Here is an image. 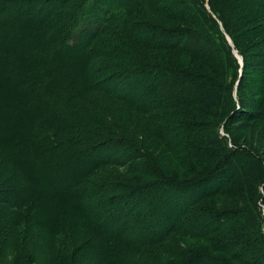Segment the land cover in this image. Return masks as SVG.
I'll return each mask as SVG.
<instances>
[{
	"label": "rangeland",
	"instance_id": "374dc122",
	"mask_svg": "<svg viewBox=\"0 0 264 264\" xmlns=\"http://www.w3.org/2000/svg\"><path fill=\"white\" fill-rule=\"evenodd\" d=\"M47 1L49 0H45L44 3L42 0L16 3L18 9H20L18 4H21V10L24 13V16L18 20L23 24L20 23V27L16 26L21 34L16 35L9 26L6 28L4 26L0 30V41L6 38L7 42L8 40L10 42L20 41L18 47L25 46L26 37H29L25 33L31 35L30 27L37 23L35 20L40 17L39 14L42 10H47ZM50 1L51 8L54 10L59 0ZM248 1V4H243L236 0L237 3L230 6L235 12L236 9L238 10L237 16L231 23L237 21L233 24L235 25L241 22L240 26L242 27L234 33L233 40L228 35H224L218 42L219 46H222V53L227 49L223 56L213 55L215 66L222 69L223 79H227L229 82L217 78L220 84H215L218 89L214 90L212 94L217 91L221 94L220 98L212 103L201 104V106L183 105V109L179 108L177 111L176 108L175 114L170 116L157 117L154 109L161 104L156 102V99L148 98L155 86L152 85L154 82L147 81V77L152 75L154 80L157 79V75L152 70L155 68L153 66L166 64L171 67V70L174 67H181L199 73L204 78L207 77L205 79L212 78L211 75L216 78L215 74L210 72V68L205 66L209 64H200L197 61V56L185 52V48L183 50L172 48L173 46L162 48L163 46L157 44L163 40L162 36L158 35L163 29L175 30L182 26L190 27L187 22L171 21L173 19L167 20L163 16L169 11L174 16L180 17L173 8H166L163 15L155 11H141L137 14V22L133 23L134 27L129 29L130 32L127 31L128 38L123 36L122 31L110 37L112 39L106 38V42L103 38L97 39V47L93 46L92 53L85 54L78 49L85 52L92 49L91 42L95 40L96 36L87 39L81 48L78 47L77 41L73 48L70 43H68L70 48L67 47V44L63 52L68 53L69 57H73L69 60H75L77 57L85 58L86 62L88 61L91 65L88 69H95L96 62L106 58L104 55H109L107 52L102 53V49L107 50L106 47L109 46L110 55L104 60H106L105 63L111 64L110 70L115 71L117 68L127 65V68L134 71L121 73L120 77H108L109 70L101 73L104 85L111 87L104 90L101 85L100 92L91 94L87 98L89 100L83 102L86 107H89L91 114L102 113V117L114 123L111 133L110 129H106L104 132L110 133L112 137L123 133L144 150V155L141 154L138 159L137 157L132 158L137 159L140 162L138 164H128V160L124 158L123 152L118 148L114 151L106 148H101L96 153L91 151L83 161L82 158L85 155L82 154L63 156L59 162L43 158L37 160L36 157L25 159L23 155L12 156L13 161L9 157L4 165H1L2 160H0V188L8 185L13 187L21 185L25 189L31 184L42 186L43 189H47L43 192L42 197L50 200L49 207L54 206L51 217L55 218L49 224V228H45V230L42 226L36 229V227L27 228L33 227L32 224L30 226L18 224L19 227H13L14 232H6L8 233L7 236L5 235L6 239L15 233V236H12L14 238H11L15 240V237H18L17 230L22 228L21 232L26 234V237L23 239L19 236L16 239L18 241H9L10 239L6 241L7 249L12 250L11 243H16L20 252L18 251L19 254L16 255V253H8L6 249L4 264H11L10 259L13 258V255L20 257L21 264H100V255L89 246L90 238L95 232L80 234L81 232L73 227L74 223L81 220L79 212H84L85 217L87 209L82 207L84 203L81 200L75 202L71 198L73 196L80 199L73 191L60 195L54 192L69 180L76 179L87 166L90 171H86L85 174L92 175L90 176L91 181H95V179H99V181L106 179L107 181L104 190L94 192L101 201L100 207H96L95 212L87 213L90 222L96 225L101 218L102 222L106 221L111 224L115 219L111 228L121 226L125 229L126 234L134 236L138 235V231L141 232L150 220L149 216H151V220L165 214L172 216L178 208L182 193L176 194L179 192L168 189L169 185L164 183L167 178L176 182L182 181L184 184L187 182L196 185L208 175L213 165L219 161L222 163L231 162L232 168L230 167L229 170L233 175H240V182H238L239 180L230 182V185L227 186V188L230 186V191L227 192L224 189L217 196L192 203V207H189L190 211H194L189 217L194 219H205L207 212H210L211 215L219 213L218 226L215 229L209 228L211 230L203 231L204 228L197 226V231L193 232L195 229L193 231L188 229L190 222L185 220L184 225L180 224L179 230H170L167 239L160 240L159 243L142 248L140 251L123 249L124 246L122 248L118 246V257L115 260L117 259L118 264H264V81H262L264 80V66L257 72L259 63L264 64V21L249 18L238 21L243 14L251 18L257 15L256 11H264V0ZM205 5L208 8V2ZM207 28L209 29V26ZM197 30L199 36H207L203 29ZM92 32L94 34L95 30L92 29ZM174 39L178 41L177 38ZM189 41L191 42V40ZM104 43L106 47L102 48ZM150 43L157 45L150 46ZM68 49H70L69 52H66ZM76 53L77 55H75ZM82 54L85 55L82 56ZM117 62L121 65L117 66ZM142 63L150 64L147 67L149 71L144 73L140 71ZM77 64L78 62H76ZM96 71L99 72L100 69L99 71L96 69ZM257 77L259 83L253 81ZM190 85L193 87L192 83ZM149 86L150 89H148ZM4 87L5 84L1 86V89ZM115 89H118L120 93L122 90H126V93L117 95ZM78 92L82 96V89ZM194 93H196L194 88L186 92L187 95ZM196 94L198 95V92ZM205 94L206 91H203L201 96H206ZM74 100L80 102L79 95H75ZM182 112L190 117V120L200 119L205 121V124L198 127L202 131L201 136L187 138L192 144L189 147L190 150H175L174 152L162 144L154 126L156 121L162 119L183 117ZM242 112H247L251 117L243 120L240 117ZM233 115L237 117L233 118ZM8 121L7 119L0 122L1 126L8 128ZM81 124L82 122L79 121V127ZM3 134L4 132L0 128V136ZM195 145L199 156L195 151L191 152ZM211 153L212 157H207ZM1 154L2 150L0 149V156ZM149 161L153 165L147 164ZM25 176L28 177L26 180H24ZM53 180L56 185L51 183ZM109 180L115 184L109 183ZM151 184H155L154 188L157 189V193L153 194L154 198L151 201L150 197L144 199L141 212L136 215L129 212L130 208L133 209L136 206L130 207L134 203L133 200V203L130 202V206L125 204L128 199H131V196L124 186L150 187ZM49 189H53V191L50 192ZM184 194L187 195L188 192ZM171 196L176 200L175 207L171 204L168 205L169 198L172 199ZM0 197L7 199L9 196L0 193ZM84 199L82 198V200ZM153 205L159 210V213L149 215V208ZM14 211L12 203L6 200L0 201V233L9 231L6 228H12V224L20 223ZM97 211L99 213H96ZM93 214L98 217L100 215L98 221V217L95 219ZM69 215L70 218H68ZM203 215L204 217H202ZM5 219L7 220L5 221ZM215 226L213 225V228ZM238 229H241L245 236H242ZM2 238L4 239V236ZM34 243L37 245H33ZM23 254L26 258L22 256ZM33 256H36L35 260L31 259Z\"/></svg>",
	"mask_w": 264,
	"mask_h": 264
},
{
	"label": "trees",
	"instance_id": "16d2710c",
	"mask_svg": "<svg viewBox=\"0 0 264 264\" xmlns=\"http://www.w3.org/2000/svg\"><path fill=\"white\" fill-rule=\"evenodd\" d=\"M21 1L0 0V30L1 27L4 28L5 26L6 28L9 26L12 32L15 31L16 35L21 34L17 28L23 23L18 20L21 16H24V13L21 10L20 3L18 4L20 9L15 5ZM237 1H241L243 4L249 3L248 0ZM44 2L45 0H42V3ZM50 2V0L47 1V10H42L39 14L40 17L35 20L37 23L33 27H30L32 30L31 35L30 33H25L29 36L26 37L25 46L18 47L20 41L10 42L8 40L7 42L5 41L7 40L6 38L0 41V122L9 120V124L7 123L9 125L8 128L0 124L1 130L4 132L0 136V149L2 150L0 156V160H2L1 165L6 164L9 157L13 161L14 158L12 156L18 155H23L25 159L27 157L32 159L36 157L37 160L38 158H43L59 162L63 156L82 154L83 156L85 155L82 158L83 161L87 158L89 152L96 153L101 148L112 149V151L118 148V150L123 152L124 158L128 160V164L140 163L137 159L141 154L144 155V150L123 135V133L112 137L110 133L114 128L112 126L114 123L102 117V113L91 114L89 107H86L83 102L88 101L89 99L87 100V98L91 94L100 92L101 85L104 90L111 87L110 85H104L101 73L109 70L108 77H120L121 73L134 71L127 68V65L111 71V64L105 63L106 60H104L110 55L111 51L108 44V47H106L105 43L102 48L106 47L107 50L102 49V53L107 52L109 55H104L106 58L99 59L96 62L95 69H88L91 65L88 61L86 62L85 58L77 57L75 60H69L73 57H69L68 53L63 52V50L68 43L73 48L76 45V41L79 44L78 47L81 48L85 45L87 39L96 36L95 40L91 42L92 49L87 52L78 49V51L89 54L94 50L93 46L98 43L97 39L103 38L106 42L108 38L122 31L123 36L128 38L127 31L134 27L133 23L137 22V14L141 11H155L163 15L166 8H173L180 17L174 16L169 11L163 16L167 20L173 19L171 21L187 22L190 27L182 26L180 29L175 30L163 29L158 34L162 36L163 40L160 41L159 39L160 42L157 44L163 46L162 48L169 46L182 50L185 48V52L197 56V61L200 64H209L205 66L209 67L210 72L216 76L215 78L211 75L212 78L205 79L207 77L204 78L199 73L185 70L181 67H174L176 69L172 68L173 70H171V67L166 64L153 66L155 68L152 70L157 75V79L154 80V76L152 75L151 77H147V81L154 82L152 85L155 86L154 90L148 95V98L156 99V102L161 104L154 109L156 110L155 114L157 113V117L161 118L164 115L170 116L171 114H175L176 108L178 111L179 108L183 109V105L186 106V104L201 106V104L206 102L212 103L220 98L221 94L217 91L212 94L214 90L218 89V86L215 84H220L217 78L225 82H228V80L223 79L222 69L215 66L213 55L223 56L227 49L222 53V46H219L218 42L222 40L224 35H228L233 40L234 33L242 27L240 26L241 22L235 25L233 24L237 21L231 23L235 16H237L236 13H238L237 9L235 12L230 7L233 3H237L236 0H59L54 10L51 8ZM207 2L208 8L205 5ZM256 12L257 15L251 18L243 14L238 21H244L248 18L264 21V11L260 10ZM17 25L18 27H16ZM208 26L209 29L207 28ZM92 29L95 30L94 34ZM197 29H203L208 37L199 36ZM174 38H177L178 41ZM157 44L150 43V46ZM67 47L70 48L69 44ZM69 50L66 52H69ZM85 54H82V56ZM76 62H78L77 65ZM116 65L120 66L121 63L117 62ZM148 66H150L149 63H142L140 71L143 73L147 70L149 71ZM263 66L264 64L260 62L257 72L262 70ZM96 69L98 71L100 69V71L97 72ZM257 80L258 77L253 79V81H256L255 83H259ZM191 83L193 87H190ZM3 84H5V87L1 89ZM192 88L196 89L198 95L196 93L192 95L186 94ZM80 89H82V96L78 92ZM148 89H150V86ZM202 90L206 91V96H201ZM199 91L201 92L199 93ZM115 92L117 95L120 93L118 89H115ZM125 93L126 90H122L120 94ZM210 94L212 96H209ZM75 95H79L80 102L74 100ZM242 113L240 117L243 120L251 117L247 112ZM182 116L156 121L154 126L162 144L171 148L174 152L175 150H190L189 147L192 144L188 139L201 136L202 131L198 127L205 124V121H201L200 119L190 120V117L186 116L183 112ZM234 117L237 116L233 115ZM79 121L82 122L80 127L78 125ZM106 129H110V133L104 132ZM192 151H195L199 156L196 145L192 147ZM212 155L211 153L207 157H212ZM135 157L137 159H132ZM147 164L153 165L150 161ZM230 167L232 168V163L228 161L226 163H222L221 161L215 163L212 170L208 172V175L200 182H197L196 185L188 184L187 182L184 184L182 181L176 182L167 178L164 183H166L165 185H169L168 189L170 188L174 192H179L176 194L182 193L178 208H176L172 216L165 214L160 218L156 216L153 220L149 216L150 220L142 228L141 232L138 231L139 234L134 236L126 234L125 229L121 226L111 228L115 219L111 224L109 222L107 224L106 221L102 222L100 215L98 217L93 214L92 216L95 219L98 217L97 221L100 218V222H97L98 225H93L90 222L87 213L90 211L95 212L96 207H100L101 201L100 198L96 197L94 192L104 190L107 181L106 179L91 181L90 176L92 175L89 172V174H85L86 171H90L88 166L83 170L81 169L82 172H80L76 179H71L73 182L69 180L60 188L54 190V192L58 195L66 194L68 191L76 193L80 199L73 196L71 198L75 202L81 200L84 203L82 207L86 208L87 212L85 217L84 212H79L81 220L78 223H74L73 227L77 228L78 232H81L80 234L95 232L92 238H90L89 246L100 255V264H118L117 259L115 260L118 257V246L120 248L124 246L123 249L140 251L142 248L150 247L159 243L160 240L167 239L170 230H179L181 228L180 224L184 225L185 220L190 222L188 229L191 231L195 229L193 232L197 231V226L198 228H204L203 231L215 229L218 226L217 219L219 213L211 215L210 212H207L205 219H194L193 217H189L191 212L194 213V211L189 210V207H192V203H198L199 201L217 196L224 189L227 192L230 191V186L227 188L230 182L235 180H239L238 182H240V175H238L239 177L233 175L232 171L229 170ZM142 175L145 176V174ZM27 178L25 176L24 180ZM77 179L80 180L76 181ZM51 183L56 185L54 180ZM109 183L115 184V182H111L110 180ZM139 186H124L131 196V199H128L129 201L127 200L125 204L130 206V202L133 200L135 204L132 202L133 204L130 207H136L130 208L131 211L129 209V212L134 213V215L141 212L142 202H145L144 199L146 200V198L150 197L151 201L154 198L153 194L157 193V189L154 188L155 184H151L150 187ZM6 188L12 190H7ZM59 189L66 190L61 192ZM46 190L40 185L32 184L26 189L21 185L19 187L10 185L1 186L0 193L6 194L9 197L7 199L0 197V201L6 200L14 205V212L18 216L17 219L19 218L20 223L16 222L11 225L12 228H6L9 231L0 233V264H4V252L7 249L5 246L8 245L6 241L9 239V241H18L16 239L19 236L23 239L26 237V234L21 232L22 228L17 230L16 234H18V237H15V240L11 239L14 238L12 236H15V233L6 239L5 235H8L6 232H14L13 227H19L18 224L29 226L32 224L31 226L33 227L27 228L36 227V229L42 226L45 230V228H49V224L55 219L53 216L51 217V211L54 206L49 207L50 200L42 197L43 192ZM49 191L52 192L53 189H49ZM185 192H188V194L185 195ZM82 198L85 199L82 200ZM171 198L168 200V205L171 204L175 207L177 205L176 200L173 196ZM149 209V215H155L159 211L154 205ZM96 213H99V211ZM68 218H70V215ZM193 224L196 226L193 227ZM213 225L216 226L213 228ZM31 230L33 231V229ZM238 230L242 233V236H245V233L241 229ZM2 236H4V239ZM34 242L37 243L36 241ZM35 243L33 245H37ZM11 244L12 250L8 248V253L12 252L18 255V245L16 243ZM42 252L44 251L42 250ZM22 256L26 258L25 254ZM36 256H33L31 259L35 260ZM20 260V257L14 255L10 259L11 264H21ZM34 263L36 262L34 261Z\"/></svg>",
	"mask_w": 264,
	"mask_h": 264
}]
</instances>
